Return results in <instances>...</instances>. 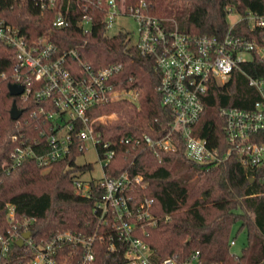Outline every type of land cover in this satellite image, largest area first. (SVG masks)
<instances>
[{
  "label": "trees",
  "instance_id": "16d2710c",
  "mask_svg": "<svg viewBox=\"0 0 264 264\" xmlns=\"http://www.w3.org/2000/svg\"><path fill=\"white\" fill-rule=\"evenodd\" d=\"M141 0H125L133 5ZM146 12L161 19L168 27L193 34L221 35L228 28L227 7L240 13L264 11V0H143ZM104 5L95 0H57L52 7L40 9L34 0H0V18L14 26L31 41L45 37L55 54L75 48L83 61L94 69L109 64L122 65L112 76L119 87L134 86L139 90V107L126 100L110 102L98 107L115 110L117 119L98 125L103 140L112 142L114 156L105 167V175L115 177L130 169L143 176L144 185L133 191L138 197L153 199L151 208L154 225H144V241L153 251L157 262L166 256L182 259L198 250L205 262L222 264L264 263V169L249 170L235 156L218 165H202L188 159L184 143L174 133L176 148L172 151L156 150L145 145L131 149L119 144L118 138L147 133L153 138L169 131L170 113L161 103L158 92L160 74L149 56H141L127 31L107 34L103 24ZM67 24L55 27L56 16L65 13ZM91 16V27L84 32L77 21L83 13ZM260 43H264L261 38ZM15 49L0 41V233H5L7 204L15 206L19 221L33 219L28 225L35 241H41L62 230L90 233L96 227L93 213L95 200L102 189L91 185L90 196L76 192L74 178L91 169L90 164L77 165L81 155L72 149L70 155L43 169L35 160L26 159L10 172L2 169L8 162L16 141L12 135L25 131L35 135L34 119L28 111L40 102L32 96L23 98L9 94L7 85L15 63ZM70 66L74 62L69 60ZM249 72L259 75L258 63ZM256 93L248 86L242 71L232 73L220 85L213 82L204 96V111L194 125L193 132L204 137L213 146L223 140V120L218 114L221 106L249 107ZM15 101L22 109L16 121L9 110ZM222 143V142H221ZM234 225L246 232V244L239 255L229 250ZM141 235L140 233H138ZM94 264H122L123 249L109 251L106 243L95 241ZM25 249L13 243L5 264H24ZM78 255L61 259L59 264H77Z\"/></svg>",
  "mask_w": 264,
  "mask_h": 264
},
{
  "label": "built area",
  "instance_id": "2783aa9c",
  "mask_svg": "<svg viewBox=\"0 0 264 264\" xmlns=\"http://www.w3.org/2000/svg\"><path fill=\"white\" fill-rule=\"evenodd\" d=\"M43 10L57 0H34ZM69 1V0H68ZM81 1L73 0L77 5ZM91 1V0H90ZM104 5L103 24L109 34L118 16L131 17L136 25L132 43L141 56H149L160 74L158 92L161 103L169 110V131L153 138L147 133L118 138L119 144L136 149L145 145L162 151L176 148L174 133L184 143L186 157L202 165H218L231 156L249 170L264 169V11L243 13L227 7L228 28L221 35H193L168 27L161 19L146 12L147 4L141 0L126 5L125 0H95ZM67 24L66 11L59 12L53 21L55 27ZM82 31L91 27V16L83 13L77 21ZM111 35V34H109ZM0 41L15 49V63L9 83L23 87L19 95L32 96L40 103L28 111L34 119L35 135L20 131L12 135L16 144L8 162L2 164L7 173L20 166L26 159H33L43 169L70 155L72 149L84 153L90 143L96 151L103 177L85 181L74 178L76 192L90 196L91 185L102 189L95 200L93 213L96 227L90 233L62 230L47 239L35 241L31 235L23 239L24 264H59L61 259L78 255L77 264H94L95 241L104 242L109 251L122 248V264H222L205 262L198 250L182 259L166 256L155 261L151 247L144 241V225H154L151 212L153 199L138 197L133 191L143 187L144 179L130 169L117 176L105 175V167L115 154L109 140H103L98 125H105L117 118V112L98 107L110 102L126 100L139 107V90L130 86L119 87L112 76L121 71L122 65L109 64L94 69L83 61L75 48L56 55L53 44L45 37L27 40L17 28L0 18ZM69 60L74 62L68 65ZM258 63L259 75L254 70ZM240 70L248 86L256 93L249 107L221 106L218 114L223 120V140L218 146L193 132L204 111V96L210 85L226 83L234 71ZM23 114V111L22 113ZM20 114V116H21ZM15 119L16 125L20 123ZM78 157V156H77ZM5 233H0V264L10 247L28 230L33 219H19L15 206L7 204ZM140 233L141 235H139ZM232 238L230 244H234ZM264 264V263H259Z\"/></svg>",
  "mask_w": 264,
  "mask_h": 264
},
{
  "label": "rangeland",
  "instance_id": "374dc122",
  "mask_svg": "<svg viewBox=\"0 0 264 264\" xmlns=\"http://www.w3.org/2000/svg\"><path fill=\"white\" fill-rule=\"evenodd\" d=\"M233 18L234 17L231 15L228 17V20L230 21ZM135 29H136V25H135L134 20L131 17L118 16L108 33L114 34L118 31H127L134 37ZM76 164L77 165H84V164L91 165V169L81 172L80 176L82 180L89 181L91 179L96 180V179L103 177V171L101 168L100 161L96 154L95 148L90 143L86 144V150L84 151V153H82L76 158ZM237 226L238 225H234L233 230L231 232V236H230V240L233 238L235 242L234 244H230V247H229L230 252L235 255H239L242 251V248L246 244V232L243 229L236 233Z\"/></svg>",
  "mask_w": 264,
  "mask_h": 264
},
{
  "label": "water",
  "instance_id": "95a60500",
  "mask_svg": "<svg viewBox=\"0 0 264 264\" xmlns=\"http://www.w3.org/2000/svg\"><path fill=\"white\" fill-rule=\"evenodd\" d=\"M7 88H8L9 94L12 95V96L19 95L22 92V90H23V87L21 85L15 84V83H8ZM21 113H22V109H19L17 107L15 101H12V104H11V107H10V110H9L10 118L15 120V119H17L20 116ZM28 236H30V231L23 232L21 234V237H19L16 240V244L18 246H21L22 243H23V239L27 238Z\"/></svg>",
  "mask_w": 264,
  "mask_h": 264
}]
</instances>
